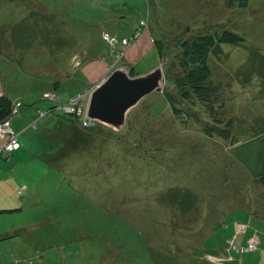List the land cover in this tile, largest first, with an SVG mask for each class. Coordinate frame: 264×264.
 I'll return each instance as SVG.
<instances>
[{
  "label": "rangeland",
  "instance_id": "rangeland-1",
  "mask_svg": "<svg viewBox=\"0 0 264 264\" xmlns=\"http://www.w3.org/2000/svg\"><path fill=\"white\" fill-rule=\"evenodd\" d=\"M240 3L0 0V95L23 103L22 149L0 156L1 264H212L207 250L228 240L239 264H264V0ZM224 30L244 40L220 42ZM203 34L218 114L196 96L175 112L155 91L113 139L79 120L52 133L61 109L38 116L111 64L146 74L168 60L164 87L177 90L182 44Z\"/></svg>",
  "mask_w": 264,
  "mask_h": 264
},
{
  "label": "trees",
  "instance_id": "trees-1",
  "mask_svg": "<svg viewBox=\"0 0 264 264\" xmlns=\"http://www.w3.org/2000/svg\"><path fill=\"white\" fill-rule=\"evenodd\" d=\"M239 2H241L240 5L242 7L247 6V0H239ZM213 40L214 39L211 37L210 34H203V35H198L196 38L192 40H187L183 42L182 55L179 59V61L181 60L180 65L182 69L181 71L176 72L172 76L170 75V77L168 78L169 80L175 82L176 84L175 87L177 90H174L172 88H166L163 90L166 98L168 99L169 103L172 105L175 112L181 111V109L176 107L177 106L176 101H179L180 98L192 104V102L194 103V100H192V97L196 96L197 101L205 103L207 105V108L211 111L214 109L217 110L216 106H214V103L223 102L224 96L222 95V91H223L222 87L218 83H216V81L213 79V72L209 65V55H210V50H211ZM217 40H219L220 42L224 41V42H229V43H236V42L243 41L244 38L240 36L239 34H236L232 31L224 30L222 32V35L218 37ZM131 74L132 75L138 74L135 72V69L133 66L131 69ZM94 83H91L89 87L92 86ZM78 94H83L82 97L78 100V105L81 108V112H82V113L80 112V114L67 112L63 107H61L65 103L62 104L61 106L58 104L57 100L59 99V97L56 94L53 95V99H50L51 100L50 102L52 104L49 106L48 110H42L38 108L39 117L52 114L59 109H61L64 112V113H60V115H63V118L60 119L59 122L56 124V127L54 128L52 133L54 132L57 133L59 130H61L63 128L64 122H66V124L69 125L68 129L71 130V128L76 123L74 121L78 122L79 120V122H83L86 119L85 113H86V107H87V102L89 98L88 89ZM18 102L21 104L20 106L23 105L21 101H18ZM16 103H14L13 100L9 96L4 95V94L0 95V122L16 114L13 111ZM191 106H193V104L190 105V107ZM193 110H195L194 106L190 110L189 114ZM41 112L44 114L41 115L40 114ZM218 113L220 112L217 110L216 114ZM192 116H195V114L190 115L191 120L193 119ZM68 117H70V120L68 119ZM214 118H215V122H218V123L221 122V120L218 117H214ZM98 125L99 124L91 121L89 127H91V129H94ZM101 127L103 128L102 129L104 133L103 135H106L105 136L106 138L109 137L110 135L111 136L110 139H113L112 134H115L116 132H114L110 128H107L104 126H101ZM205 129L206 131L209 132V128H205ZM60 135H62V133ZM20 136H19V140H20ZM64 143H60L58 140V144H54V145H56V147L59 148L63 146ZM21 147H22V144H21ZM261 179L264 182V176H262ZM228 242L229 240L226 242V245H228L227 244ZM226 245L225 247H227ZM228 246H229L230 251L225 250V247H224L223 250H220V254L218 252H214V250H207L208 251L207 254L212 255V257L218 258L216 259L217 262H212L211 259L207 257V261L209 260L212 264H229V263L239 264L238 256H240V254H239V251L237 250L238 247L234 248L232 247L231 244ZM225 252L227 253L228 256H230L229 253H231L232 254L230 256L231 258L230 257L227 258L225 256Z\"/></svg>",
  "mask_w": 264,
  "mask_h": 264
},
{
  "label": "water",
  "instance_id": "water-1",
  "mask_svg": "<svg viewBox=\"0 0 264 264\" xmlns=\"http://www.w3.org/2000/svg\"><path fill=\"white\" fill-rule=\"evenodd\" d=\"M168 60L146 74H131L132 65L116 66L89 93L86 118L114 132H125L130 112L155 91L166 89Z\"/></svg>",
  "mask_w": 264,
  "mask_h": 264
},
{
  "label": "built area",
  "instance_id": "built-area-1",
  "mask_svg": "<svg viewBox=\"0 0 264 264\" xmlns=\"http://www.w3.org/2000/svg\"><path fill=\"white\" fill-rule=\"evenodd\" d=\"M142 25L143 27H140L139 30L135 33V38H138L137 35H141L140 29L143 28V31L147 28V22L145 20H142ZM124 42L126 44L130 43L129 39H124ZM93 89H95V85L91 86L88 89V92L90 93ZM83 94H77L75 97H73L69 102L65 103L61 107H63L67 112L69 113H78L80 114L81 108L78 105V100L82 97ZM51 96V95H49ZM20 103L17 102L14 107V113L18 112V109L20 107ZM82 113V112H81ZM41 115L44 113H40ZM11 117H8L4 119L3 121L0 122V156L5 155L6 160L9 161L10 158L13 155V152L15 150H18L21 147V142L19 140V136L21 135L20 133H17L13 130L12 124H11ZM91 123V120L89 121L87 118L83 121V124L85 126H89ZM256 236H251L249 239L254 238ZM249 239H248V244L249 245ZM237 248V247H236ZM242 248V247H241ZM251 250L245 248V250ZM240 251V248L238 247L237 249ZM0 264H1V251H0Z\"/></svg>",
  "mask_w": 264,
  "mask_h": 264
},
{
  "label": "crops",
  "instance_id": "crops-1",
  "mask_svg": "<svg viewBox=\"0 0 264 264\" xmlns=\"http://www.w3.org/2000/svg\"><path fill=\"white\" fill-rule=\"evenodd\" d=\"M64 41V38H62V39H60L59 40V42L61 43V42H63ZM159 54H160V52H158ZM161 55V54H160ZM162 56H163V54H162ZM158 64H159V62H158ZM111 65H113V64H111ZM111 65H110V67H109V69H108V71H107V73L102 77V78H104L105 76H107L113 69L111 68ZM119 65H122V64H119ZM118 65V66H119ZM132 65V64H131ZM114 68V67H113ZM138 74H140V73H138ZM101 78V79H102ZM100 82V81H99ZM94 84H96V83H94ZM90 85V84H89ZM13 117V116H12ZM11 124H12V118H11ZM19 133V132H18ZM22 134V133H21ZM23 146V145H22ZM22 149V147L19 149V150H21ZM19 150H17V151H19ZM1 182V181H0ZM1 184V183H0ZM229 264H234V263H229Z\"/></svg>",
  "mask_w": 264,
  "mask_h": 264
}]
</instances>
